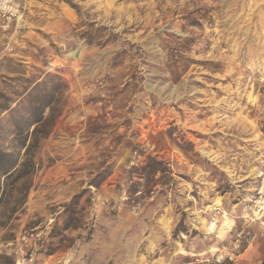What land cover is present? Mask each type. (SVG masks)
Here are the masks:
<instances>
[{"label": "rangeland", "instance_id": "374dc122", "mask_svg": "<svg viewBox=\"0 0 264 264\" xmlns=\"http://www.w3.org/2000/svg\"><path fill=\"white\" fill-rule=\"evenodd\" d=\"M17 1L0 147L48 106L0 264H231L264 241V0Z\"/></svg>", "mask_w": 264, "mask_h": 264}, {"label": "trees", "instance_id": "16d2710c", "mask_svg": "<svg viewBox=\"0 0 264 264\" xmlns=\"http://www.w3.org/2000/svg\"><path fill=\"white\" fill-rule=\"evenodd\" d=\"M33 109L27 115H22L20 122H15V135L19 140L20 149L23 153H14L0 147V207L6 203L10 197L14 200V209H19L23 205L27 191L29 189L28 177L35 169V162L33 160L34 151L37 149L39 139L44 136V133L39 136L40 125L43 123V107ZM27 111V110H25ZM30 133L29 128L32 127ZM26 132L24 135L23 133ZM159 164L153 158H148L144 168L149 172L156 170ZM97 184V183H96ZM12 211V212H13ZM11 214V212H10ZM9 219L5 215L0 218V224L5 225ZM67 227V226H66ZM65 227V228H66Z\"/></svg>", "mask_w": 264, "mask_h": 264}, {"label": "built area", "instance_id": "2783aa9c", "mask_svg": "<svg viewBox=\"0 0 264 264\" xmlns=\"http://www.w3.org/2000/svg\"><path fill=\"white\" fill-rule=\"evenodd\" d=\"M20 5L17 0H0V37L10 28L12 21L18 16ZM5 49L10 50L7 45Z\"/></svg>", "mask_w": 264, "mask_h": 264}, {"label": "crops", "instance_id": "0c3cea01", "mask_svg": "<svg viewBox=\"0 0 264 264\" xmlns=\"http://www.w3.org/2000/svg\"><path fill=\"white\" fill-rule=\"evenodd\" d=\"M231 264H264V241L245 248Z\"/></svg>", "mask_w": 264, "mask_h": 264}, {"label": "bare ground", "instance_id": "6f19581e", "mask_svg": "<svg viewBox=\"0 0 264 264\" xmlns=\"http://www.w3.org/2000/svg\"><path fill=\"white\" fill-rule=\"evenodd\" d=\"M224 218H225V221L223 223V226H225L226 229H229L233 225V220L228 218V217H224ZM224 232L225 231H223V228H220V230L218 231V236H222ZM215 250L216 249H214V248L212 249V251H214V252H215Z\"/></svg>", "mask_w": 264, "mask_h": 264}]
</instances>
